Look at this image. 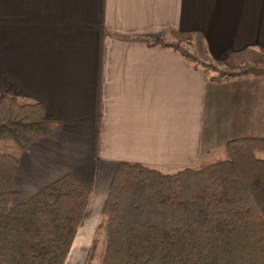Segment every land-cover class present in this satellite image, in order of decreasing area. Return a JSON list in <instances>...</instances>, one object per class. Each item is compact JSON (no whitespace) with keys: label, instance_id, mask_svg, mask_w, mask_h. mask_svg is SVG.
Masks as SVG:
<instances>
[{"label":"crops","instance_id":"crops-1","mask_svg":"<svg viewBox=\"0 0 264 264\" xmlns=\"http://www.w3.org/2000/svg\"><path fill=\"white\" fill-rule=\"evenodd\" d=\"M155 38L217 67L261 64L264 0H0V99L55 122L16 152L12 205L71 174L93 218L120 162L173 172L264 138V77L215 84Z\"/></svg>","mask_w":264,"mask_h":264},{"label":"trees","instance_id":"trees-1","mask_svg":"<svg viewBox=\"0 0 264 264\" xmlns=\"http://www.w3.org/2000/svg\"><path fill=\"white\" fill-rule=\"evenodd\" d=\"M151 42L215 84L264 77V62L218 68L182 43ZM54 124L39 103L0 99V141L21 152ZM219 152L173 172L118 163L101 207L100 264H264V138L232 140ZM17 165V155L0 153V264H65L92 190L66 174L12 205Z\"/></svg>","mask_w":264,"mask_h":264},{"label":"rangeland","instance_id":"rangeland-1","mask_svg":"<svg viewBox=\"0 0 264 264\" xmlns=\"http://www.w3.org/2000/svg\"><path fill=\"white\" fill-rule=\"evenodd\" d=\"M184 45L188 47L190 52L196 54L194 52L193 44L184 43ZM219 67L222 68L221 66ZM17 151H19L18 148L12 142L0 141V153H11L16 155ZM219 155H220L219 150H216L215 152L213 151L208 155H204L201 161L208 157H217ZM262 156L264 157V155ZM99 210L93 212V218L86 217V219L85 218L83 219L81 225L78 228V232L76 234L74 243L70 250L71 254L69 253V255H71L72 257L70 259V256L68 255L69 260H67L65 264H100L105 244H104V218L102 217L101 211Z\"/></svg>","mask_w":264,"mask_h":264}]
</instances>
